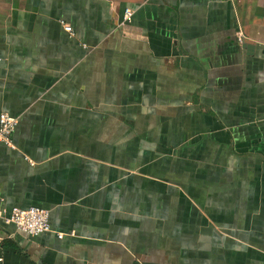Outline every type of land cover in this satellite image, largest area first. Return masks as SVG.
I'll return each instance as SVG.
<instances>
[{"label": "crops", "instance_id": "1", "mask_svg": "<svg viewBox=\"0 0 264 264\" xmlns=\"http://www.w3.org/2000/svg\"><path fill=\"white\" fill-rule=\"evenodd\" d=\"M3 113L0 264H264V0H0Z\"/></svg>", "mask_w": 264, "mask_h": 264}, {"label": "built area", "instance_id": "2", "mask_svg": "<svg viewBox=\"0 0 264 264\" xmlns=\"http://www.w3.org/2000/svg\"><path fill=\"white\" fill-rule=\"evenodd\" d=\"M133 12L126 10L123 25L129 23L132 18ZM65 29L72 34V28L66 26ZM245 36L239 34V41L243 42ZM18 125V119L3 113L0 116V140L6 144H11L13 133ZM0 220L4 221L7 225H14L18 231L28 234L32 237H37L41 234L51 232L50 212L41 208L20 209L13 208L0 209ZM59 237H63L59 234Z\"/></svg>", "mask_w": 264, "mask_h": 264}]
</instances>
